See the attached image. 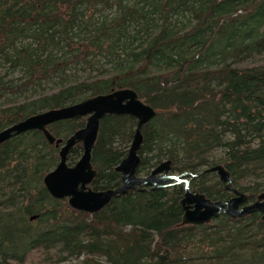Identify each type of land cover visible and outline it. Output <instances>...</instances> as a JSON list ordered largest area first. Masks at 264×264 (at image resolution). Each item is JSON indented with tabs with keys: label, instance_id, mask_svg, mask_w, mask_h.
<instances>
[{
	"label": "trees",
	"instance_id": "trees-1",
	"mask_svg": "<svg viewBox=\"0 0 264 264\" xmlns=\"http://www.w3.org/2000/svg\"><path fill=\"white\" fill-rule=\"evenodd\" d=\"M182 16L195 25L179 28ZM147 37L135 50L129 44ZM118 43L127 61L113 51ZM106 56L122 60L94 75ZM127 88L162 111L144 130L141 172L170 160L173 172L198 175L192 191L216 202L231 194L202 173L223 164L250 201L264 192V0H0V99L34 93L1 100L0 131ZM135 122L102 120L93 191L120 185L121 139L130 144ZM84 124L50 132L66 141ZM58 153L37 131L0 146V264H31L36 253L43 259L32 264H264L259 213L181 228L182 186L130 192L94 215L71 210L43 185ZM82 154L77 146L68 165Z\"/></svg>",
	"mask_w": 264,
	"mask_h": 264
},
{
	"label": "water",
	"instance_id": "water-1",
	"mask_svg": "<svg viewBox=\"0 0 264 264\" xmlns=\"http://www.w3.org/2000/svg\"><path fill=\"white\" fill-rule=\"evenodd\" d=\"M156 114V110L145 104L134 90L117 89L105 95L89 98L77 105L37 114L14 124L0 131V145L28 131L41 132L51 146L55 145L60 149L58 166L43 179V184L49 195L57 201L67 199L69 207L74 211L94 215L104 210L116 197L126 195L133 189H139L146 185L161 189L164 188V185L175 180L168 176L170 163L167 162H163L156 172L147 179L134 177L136 169L140 166L138 153L144 141L141 128L148 124ZM112 115L134 117L138 121V129L128 156L121 166L116 168V171L121 174L122 186L114 191L96 192L91 189V184L97 177V171L92 164V151L99 136L101 120L105 116ZM82 118H86L85 127L75 132L66 141L57 139L48 130L50 125L57 122ZM78 145L83 146V156L75 167H69L68 156ZM208 172L215 173L219 177V181L224 184L225 190L233 194L234 197L228 203L213 202L203 195L190 192L189 183H187L188 191L180 202L183 210L181 226L209 224L221 215L240 219L258 212L263 215L264 222V193L258 196L253 205H245L248 196L233 188L232 176L224 166L209 168ZM158 173H164V176L158 177ZM186 175L192 179L197 178V175L185 173L184 176ZM180 183L178 182V184ZM35 219L33 217L31 221Z\"/></svg>",
	"mask_w": 264,
	"mask_h": 264
},
{
	"label": "bare ground",
	"instance_id": "bare-ground-1",
	"mask_svg": "<svg viewBox=\"0 0 264 264\" xmlns=\"http://www.w3.org/2000/svg\"><path fill=\"white\" fill-rule=\"evenodd\" d=\"M127 2H128V0H127ZM104 15L106 16V17H108V18H110V13L109 12H105L104 13ZM184 19H185V17L184 16H182ZM184 23H186V24H188L189 25V23H188V21H187V19H185V22ZM195 25V22L193 21L192 23H191V25H189V26H194ZM134 41H136L135 39H133V40H130L129 41V44L130 45H132V43L134 42ZM122 47H127V45H125V44H121V43H118V44H115L114 46H113V51H115L117 54H118V50H121L122 49ZM122 52V51H121ZM106 54H108V53H106V52H104V54L103 55H106ZM119 55V54H118ZM120 56V55H119ZM105 58H109V59H112V62L113 61H115L116 59H118L117 57H111V56H106ZM100 68H104L105 69V67L104 66H99ZM100 70V69H99ZM80 72H82V71H80ZM165 71H161V70H159V73H164ZM84 73V72H83ZM86 75H87V73H86ZM95 75V74H94ZM20 78V77H19ZM18 78V79H19ZM136 92V91H135ZM31 93V92H30ZM137 93V92H136ZM96 96H99V95H96ZM95 97V96H94ZM5 98V97H4ZM4 98H2V99H4ZM90 98H92V97H90ZM2 99H0V100H2ZM89 99V98H88ZM87 100V99H86ZM85 101V100H84ZM83 102V101H82ZM81 103V102H80ZM79 104V103H78ZM74 105H77V104H74ZM74 105H71V106H74ZM67 107H70V106H67ZM152 107V106H151ZM64 108H66V107H64ZM59 109H62V108H59ZM155 109V108H154ZM53 110H57V109H50V110H45V111H43V112H41V113H44V112H48V111H53ZM156 110V112H157V114H156V116L148 123V124H146V125H144L142 128H141V135L143 136V144H142V147L144 146V142H145V137H144V130H145V128L151 123V122H153L156 118H157V116L160 114V113H162V111L161 110H158V109H155ZM41 113H38V114H41ZM37 115V114H36ZM32 116H35V115H32ZM32 116H29V117H32ZM28 117V118H29ZM105 117H121V118H133L136 122H135V124H134V127H133V129H132V133H133V135H132V140H131V145H132V142H133V140H134V136H135V134H136V132H137V129H138V121L134 118V117H132V116H128V115H112V116H105ZM104 117V118H105ZM103 118V119H104ZM27 119V118H26ZM102 119V120H103ZM25 119H23L22 121H24ZM80 120H84L85 121V124H84V127H85V125H86V118H82V119H80ZM102 120H101V122H102ZM70 121H78V120H70ZM70 121H61V122H57V123H55V124H52V125H50L49 127H48V130L50 131V128L51 127H53L54 125H56V124H59V123H62V122H70ZM21 122V121H20ZM19 123V122H18ZM17 124V123H16ZM83 127V128H84ZM82 128V129H83ZM100 129H101V124H100ZM81 130V129H80ZM28 132H31V131H28ZM28 132H26V133H28ZM38 132V131H37ZM99 132H100V130H99ZM26 133H24V134H26ZM41 133V132H40ZM75 134V133H74ZM73 134V135H74ZM23 135V134H22ZM43 135V134H42ZM53 135V134H52ZM21 136V135H20ZM19 137V136H18ZM55 137V136H54ZM15 138H17V137H15ZM45 138V137H44ZM14 139V138H13ZM119 139H121V138H119ZM97 141H98V139H97ZM47 142V141H46ZM121 142L124 144V146H126V147H128V150H127V155H126V157L128 156V154H129V151H130V148H131V145L129 144V142L125 139L124 141L121 139ZM48 143V142H47ZM97 143V142H96ZM49 144V143H48ZM4 144H2V145H0V146H3ZM50 145V144H49ZM51 146V145H50ZM78 146H81L82 147V150H83V146L82 145H78ZM95 146H96V144H95ZM95 146H94V148H93V151H94V149H95ZM51 147H55V145L54 146H51ZM77 147V146H76ZM75 147V148H76ZM56 148V147H55ZM74 148V149H75ZM56 149H58V148H56ZM73 149V150H74ZM142 149V148H141ZM93 151H92V159H93ZM73 152V151H72ZM71 152V153H72ZM83 152H84V150H83ZM71 155V154H70ZM70 155L68 156V160H69V157H70ZM58 156H59V153H58ZM82 156H83V154H82ZM138 156H139V158H140V166H139V168L138 169H136V172H135V175H134V177H136V178H138V179H147L148 177H150L151 176V174L152 173H154V172H156V170L159 168V166L163 163H161V164H159L158 166H154V167H149L148 165L145 167V169H146V171H144V172H141L140 170H141V164L143 163V160H144V158H146V156L145 155H142L141 154V150H140V152L138 153ZM126 157L125 158H123L122 160H121V162L118 164V166L117 167H119V166H121V164H122V162L126 159ZM82 158V157H81ZM80 158V159H81ZM80 159H79V161H80ZM68 160H67V164H68ZM78 161V162H79ZM59 162H60V159H59ZM59 162H58V164H59ZM77 162V163H78ZM164 162H167V163H170V165H169V168H168V176L170 177H173L175 180L173 181V182H171V183H169V184H166V185H164V188H161V189H155V187H150V186H148V185H146V186H144V187H140L139 189H133V190H131L130 192H137V193H142V192H147V191H164V190H171V189H174V188H176V187H184L185 188V194H186V192L188 191V189L186 188V185H187V183H189V191L190 192H192V193H196V194H200V195H203L206 199H208L204 194H202V193H200V192H198V191H196V190H194V191H192L191 190V185H192V183L194 182V180H186V179H183V177H184V174L185 173H188V174H193V173H191V172H183V173H180L181 175H178V176H173V175H170V173L172 174V173H178V172H173L172 171V162L170 161V160H166V161H164ZM77 163H76V165H77ZM75 165V166H76ZM219 165H222V166H224L223 164H218V165H216V166H219ZM69 166V165H68ZM75 166H72V167H75ZM70 167V166H69ZM116 167V168H117ZM225 167V166H224ZM226 168V167H225ZM208 170H209V168L208 169H206L202 174H214V173H211V172H208ZM115 171H116V169H115ZM117 172V171H116ZM118 173V172H117ZM119 175H120V178H121V182H120V185L117 187V188H119V187H121L122 186V177H121V174L120 173H118ZM194 175V174H193ZM216 175V174H215ZM145 176V177H144ZM157 176L158 177H161V176H164V173H158L157 174ZM232 176V175H231ZM216 177H217V179H218V181H219V177L216 175ZM178 182H181L180 184H178ZM220 182V181H219ZM221 183V182H220ZM222 184V183H221ZM44 185V184H43ZM232 186H233V188L235 189V190H237L238 192H240V193H242V194H245V195H247L248 196V194H246V193H243V192H241L240 190H238L237 188H235L234 187V180H233V177H232ZM44 188H45V186H44ZM117 188H114V189H111V190H106V191H114V190H116ZM46 189V188H45ZM47 190V189H46ZM226 191V190H225ZM130 192H128V194H126V195H123V196H118V197H126V196H128L129 194H130ZM226 192H228V191H226ZM228 193H230V192H228ZM264 193V192H263ZM184 194V195H185ZM231 194V193H230ZM262 194V193H261ZM184 195H183V197L181 198V200H180V202L182 201V199L184 198ZM260 194H258L256 197H255V199L253 200V201H250V198H249V196H248V201L245 203V205H253L256 201H257V198H258V196H259ZM118 197H116V198H118ZM234 196H233V194H231L230 195V197L229 198H227V199H225V200H223V201H216V202H230V200L233 198ZM66 201H67V203H68V200L67 199H65ZM208 200H210V199H208ZM60 202H64V200L63 201H60ZM214 202V201H213ZM180 207H181V205H180ZM182 209V208H181ZM183 211V210H182ZM259 213V212H258ZM254 214V213H253ZM260 215H261V219L263 218V215L261 214V213H259ZM252 215V214H251ZM221 216H223V215H221ZM220 216V217H221ZM227 216V215H226ZM248 216H250V215H248ZM231 219H234V218H232L231 216H229ZM245 217H247V216H245ZM244 218V217H243ZM241 219V218H240ZM235 220V219H234ZM262 221H263V219H262ZM212 223V222H211ZM211 223H209V224H204L205 226L206 225H210ZM181 224H182V222H181ZM181 224H180V226L179 227H184V226H181ZM201 226H203V225H201Z\"/></svg>",
	"mask_w": 264,
	"mask_h": 264
},
{
	"label": "rangeland",
	"instance_id": "rangeland-1",
	"mask_svg": "<svg viewBox=\"0 0 264 264\" xmlns=\"http://www.w3.org/2000/svg\"><path fill=\"white\" fill-rule=\"evenodd\" d=\"M184 22H185V19L183 17H179L178 27L180 28L181 27V24L184 23ZM155 33H157V32L154 31V35H155ZM131 34L134 35L135 33H131ZM147 39H148V37L147 38H144L143 40L137 39L136 41H134L132 43V48H134V50H135L136 48L139 47V45L141 44V42H144ZM131 40H133V39L131 38ZM118 54L123 58V60L127 61V55L125 53L121 52V50H118ZM98 59H99L98 60L99 61V64L95 67V69L93 71V74H97V75L99 74L97 70H99V69H100V71L102 70L99 66H104L105 67V70H109V72H110V71H113V68L117 66V61H121L122 60V59H116L115 61L112 62V59L105 58V57H99ZM159 70L165 71V70L162 69V67H160ZM77 75L81 79L87 77L86 73H83V72H79V73H77ZM19 77H20V75L18 73H16L14 75V78L15 79H17ZM53 86H54V88L56 87L53 84H50L49 85V87H52V88H53ZM39 92H41V91L39 90ZM32 96H34V93L33 92H31V93L29 92V93H26V95H15V96L9 95L7 97V99L6 98H4V99H6V100L11 99L10 102H13V103H21V102L27 100V97L28 98H31ZM2 101L0 100V103H3ZM130 145H131V143H130ZM170 175L178 176V175H181V174L180 173H172V174L170 173ZM183 178L186 179V180L187 179L188 180L192 179L189 175L184 176ZM63 203L67 205V201L66 200H64ZM40 255H41L40 253H36V254L32 255L30 257V259L28 260V262L32 264V263H35V261L36 262L37 261H42L43 258ZM73 264H77V262H74Z\"/></svg>",
	"mask_w": 264,
	"mask_h": 264
}]
</instances>
